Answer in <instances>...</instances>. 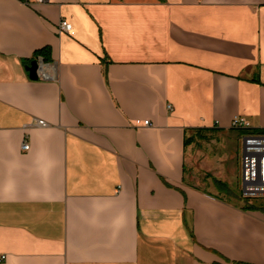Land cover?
Returning <instances> with one entry per match:
<instances>
[{"label":"crops","instance_id":"1","mask_svg":"<svg viewBox=\"0 0 264 264\" xmlns=\"http://www.w3.org/2000/svg\"><path fill=\"white\" fill-rule=\"evenodd\" d=\"M237 116L264 131V0H0V264H264L218 185Z\"/></svg>","mask_w":264,"mask_h":264},{"label":"built area","instance_id":"2","mask_svg":"<svg viewBox=\"0 0 264 264\" xmlns=\"http://www.w3.org/2000/svg\"><path fill=\"white\" fill-rule=\"evenodd\" d=\"M20 2L31 5L34 3L44 4L49 0H19ZM69 25L62 21L59 33H68ZM47 123L43 120L38 121V126L45 128ZM137 126H149L150 122L137 121ZM231 126L234 131L242 132L240 137V171H241V194L244 198L264 197V133H252L250 123L242 117H235ZM244 130L246 132H244ZM22 149L29 150V144L23 143Z\"/></svg>","mask_w":264,"mask_h":264},{"label":"rangeland","instance_id":"3","mask_svg":"<svg viewBox=\"0 0 264 264\" xmlns=\"http://www.w3.org/2000/svg\"><path fill=\"white\" fill-rule=\"evenodd\" d=\"M229 147V156L228 160L229 162L228 167H224V176H223V182H226V185L233 191L235 194H240V180H239V171H240V139L238 136L233 135L228 143ZM209 186L211 187L212 191H217L218 190L215 188L213 185L212 181L207 182ZM227 194V193H226ZM239 196V195H237ZM250 203H253L254 201L256 203H260L259 200H264V199H249ZM257 200V201H256Z\"/></svg>","mask_w":264,"mask_h":264},{"label":"trees","instance_id":"4","mask_svg":"<svg viewBox=\"0 0 264 264\" xmlns=\"http://www.w3.org/2000/svg\"><path fill=\"white\" fill-rule=\"evenodd\" d=\"M44 60L46 62L49 61V59L47 57L44 58ZM254 132L256 133H264V131H257V130H253ZM218 185L220 187L221 190L225 191L227 193L228 196H231L233 193L231 192V190H229L227 188L226 185L222 184V183H219L218 182ZM236 195H239L238 198L239 199H242V201L245 203L242 210H263L264 211V208L262 207L263 204L261 203H256L255 201L252 203V204H249L250 203V200L249 199H246V198H243L241 193L240 194H236ZM257 201V200H256Z\"/></svg>","mask_w":264,"mask_h":264},{"label":"water","instance_id":"5","mask_svg":"<svg viewBox=\"0 0 264 264\" xmlns=\"http://www.w3.org/2000/svg\"><path fill=\"white\" fill-rule=\"evenodd\" d=\"M41 63H43V61L40 60H33L28 66H27V70L30 74V79L37 81L40 79V74L39 71L41 69Z\"/></svg>","mask_w":264,"mask_h":264},{"label":"bare ground","instance_id":"6","mask_svg":"<svg viewBox=\"0 0 264 264\" xmlns=\"http://www.w3.org/2000/svg\"><path fill=\"white\" fill-rule=\"evenodd\" d=\"M232 130H234L233 128H232V126L230 127ZM254 129L251 127V130H250V132H252V133H256V132H254L253 131ZM237 132V131H236ZM244 132H246L245 130H244ZM238 133H240L241 135H242V132H238ZM259 134V133H258ZM241 135H240V137H241ZM241 174V171H239V180H240V187H241V178H240V175ZM240 193H241V190H240ZM242 195V194H241ZM243 197V196H242ZM244 198V197H243ZM262 199H264V197H261ZM260 197H258V198H246V199H261Z\"/></svg>","mask_w":264,"mask_h":264}]
</instances>
